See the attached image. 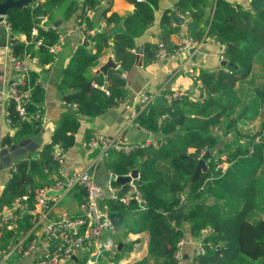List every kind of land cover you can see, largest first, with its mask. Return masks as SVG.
<instances>
[{"label":"trees","instance_id":"1","mask_svg":"<svg viewBox=\"0 0 264 264\" xmlns=\"http://www.w3.org/2000/svg\"><path fill=\"white\" fill-rule=\"evenodd\" d=\"M4 1V0H0ZM67 0H43L39 5L24 8H11L6 19L13 36L11 46L15 56L24 58L35 54L40 65L54 61L50 47L60 40V32L53 25L54 9ZM134 11L122 17L117 13L107 15L110 5L102 12L107 26L122 23L124 30L116 33L111 41V33L106 29L86 35L93 45L91 50L84 42L74 51L69 64L62 70L57 84L64 102L75 106V111L66 115L52 134L51 142L38 150L37 157H23L15 160L11 176L0 195V208H12L15 200L27 196L26 202L33 206L39 188L54 182L60 167L53 157L54 145L68 152L76 145L81 119H93L119 106L127 97V79L124 74L136 63L137 38L154 23L159 0H130ZM102 0H70L64 18L74 19L77 24H85L86 31H94V20L86 9L97 10ZM207 0H178L173 10L164 11L161 23L163 47L160 43L147 42L144 45V64L158 57L166 45V38L179 27H171L172 13L189 16V35L202 43L214 38L225 50L227 70L218 72L202 69L198 79L206 94L202 102L190 98L189 93L167 98L161 95L139 111L134 122L152 133L163 136L147 146H138L130 153L112 151L107 161L110 172L127 176L134 169L140 173L138 188L146 201V209L135 211L136 204L125 207L108 201L109 211L131 213L128 232L147 231L149 234L148 256L134 264H178L179 242L185 232L183 223L188 222L194 236H202L205 251L198 253L195 264H264V220L251 223L248 213L254 207L256 195V174L264 157V142L250 139L251 147L231 149L226 145L229 167H219L221 162L214 159L208 164L201 179L191 182L198 161L204 151L216 148L218 139L212 134L224 117L230 115L236 99L235 84L237 73L246 75L251 71L255 56L264 49V0H251V7L233 4L228 0H216L212 7L209 22L206 18ZM79 12V16L75 14ZM40 16L47 18L48 28L38 26V34H33L35 25L41 22ZM79 21V22H78ZM179 32V31H178ZM24 34L27 42L18 37ZM42 40L39 44L38 41ZM232 43L231 46H228ZM112 47L118 69H110L106 76L98 73L87 76L88 70L98 60L102 52ZM39 72L30 71L25 84L19 86L21 92L30 90L24 102L25 117L20 114L15 100L7 105L8 118L14 129L8 135V146L34 137L42 131V103L45 89ZM194 114L199 118L190 119ZM164 120H166L164 122ZM90 132V131H89ZM91 136V134H90ZM89 136V139H90ZM195 151L191 152L190 149ZM119 185L118 182L115 183ZM79 199L81 195L78 194ZM222 202L221 204L219 202ZM187 203L183 219L170 220L166 213L178 212ZM164 208L165 213L160 209ZM32 216L25 214L15 230H6L0 240L7 247L11 239L21 231H29ZM135 243L126 245L114 260L123 258L133 249Z\"/></svg>","mask_w":264,"mask_h":264},{"label":"crops","instance_id":"2","mask_svg":"<svg viewBox=\"0 0 264 264\" xmlns=\"http://www.w3.org/2000/svg\"><path fill=\"white\" fill-rule=\"evenodd\" d=\"M69 1L67 0L65 4L56 7L52 14L53 25L56 27L55 22L59 23L56 28L60 32V38H62L61 49L54 61L47 65H40L37 62L38 60L35 54L26 57V63L30 71L34 70L40 74L43 88L45 89V99L42 103V131L38 135L24 139L19 143L20 149L18 150L24 152L19 158L37 156L38 150L46 143L51 142L52 134L62 119L75 111V106L63 101L57 87L62 70L69 64L76 48L86 39L77 30V21L74 19L66 20L64 18V12ZM177 1L159 0V8L156 12L154 23L146 29L141 37L136 39V63L130 71L124 74L127 79L126 87L128 91L124 102L96 118L81 119L80 131L76 136V145L65 154V166L69 172L85 168L96 158L98 153L95 154L94 150L88 145L89 136L93 131H99L109 137H119L127 144L151 143L162 138L163 135L161 133L147 131L140 128L134 122V111L138 105V95L141 90L155 93V99H158L161 95L169 98L172 96L169 94L170 92L173 95L177 92H181L182 95L189 93L191 99L202 102L206 94L201 89L198 79L201 70L205 69L207 71L218 72L228 69L229 65H223V59L221 58V54L225 48L214 38H207L192 53L188 50L176 58L157 57L151 63L144 64V45L147 42L159 43L162 40L164 28L161 20L164 11L168 9L173 10ZM207 1L209 4L205 10L207 22H209L212 16V7L216 0ZM228 1L233 4H241L245 8L251 7V0ZM107 4L110 5V10L107 15L117 13L122 17L131 14L135 9V5L130 0H110L109 3L101 4L95 14L89 16L94 20V33L107 28L112 36L110 41V44H112L115 34L122 32L124 27L122 23H113L107 26L106 20L102 15ZM174 26L179 27V32L171 33L166 38V45L175 51L182 42L181 31L188 29L187 21L182 25H178L173 20L171 27ZM20 39L25 41L21 36ZM88 46L91 50H94L91 43H88ZM111 57L116 62L113 49L110 46L102 52L98 60L91 66L87 72V76L92 77L98 73H102L100 72V68ZM189 69H193L194 73L190 74ZM13 74V65L4 39L0 41V157L2 156L1 152L3 150L13 146L6 144L7 136L13 135L14 133L7 113V105L9 102L7 91L13 82ZM104 76L106 75L104 74ZM237 76L238 79L235 84L236 99L233 104V109L229 116L224 117L221 123L213 128L212 134L218 139V144L215 149L211 151L207 150L210 152L211 160L214 159L216 162L221 160L220 164L224 170L229 167L227 161L228 152L224 150L226 145H229L231 149L238 147L247 148L251 146L250 139L253 137L256 138L260 134H262V142H264V49L255 56L251 71L246 75H242L239 72ZM165 91L166 93H164ZM189 118L195 119L199 117L191 114ZM190 151L194 152L195 149L192 148ZM6 153L4 157L8 155ZM205 154L206 151H204L202 158ZM14 162L15 160L12 162V165ZM94 167L92 172L93 179L100 186L105 187L110 173L107 162L105 160H99ZM11 168L12 166H8L0 160V195L11 176ZM78 194L81 195L82 193ZM78 194L75 198L64 199L56 208V216L61 214L70 216L77 215L79 209L78 203L80 201ZM219 203L221 204L222 202L220 201ZM247 220L251 223L264 220V157L256 174L254 207L248 213ZM125 224L121 233L112 232L121 237L118 243H115L114 239L108 236L116 244L117 251L115 253L107 252L99 257L98 264H134L148 256V232H128V224L126 226ZM183 228L185 235L178 250V264H194L199 245L202 241L201 237L206 233L199 237L194 236L188 222L183 223ZM119 243H122L121 249L126 245L135 244L130 252L116 261L114 258L118 255V251L121 250L118 248ZM40 252L34 250L26 256H14L8 259H2L0 260V264H35ZM76 260H78L77 257Z\"/></svg>","mask_w":264,"mask_h":264},{"label":"built area","instance_id":"3","mask_svg":"<svg viewBox=\"0 0 264 264\" xmlns=\"http://www.w3.org/2000/svg\"><path fill=\"white\" fill-rule=\"evenodd\" d=\"M42 1L33 0L32 4L37 6ZM106 2L108 3L110 0H102L101 3L104 4ZM95 12V10L86 9L88 16H92ZM183 17L186 21L190 18L189 16ZM40 18V24L35 25L33 28V34L35 35L38 34V26L48 28L47 18L45 16H40ZM77 30L84 38H86V35L94 33V31H86L84 23L77 24ZM180 34L182 42L178 48L173 53H168L162 48L158 53V57L176 58L191 48L195 49L201 45L200 42L189 35L188 29L181 31ZM20 36L25 40L24 42H27L24 34ZM20 36L18 37L19 39ZM4 39L14 69L13 82L8 88L7 96L9 101H16L20 114L25 117L23 104L29 97L30 90L21 92L19 86L25 84L26 79L30 76V68L26 63V57L21 58L15 56L13 53L11 46L13 36L10 33V24L6 16L0 22V41ZM38 43L41 44L42 40H39ZM159 43L163 47V43L161 41ZM61 45L62 38H60L58 43L50 47L54 58L57 57ZM221 58L226 60L223 53L221 54ZM188 71L190 74L194 73L193 69H189ZM181 95V92L174 94V96ZM155 98V93L141 90L138 95V104L144 108ZM138 112L135 109V116ZM255 142H262V134L256 136ZM148 144V142L127 144L119 137H109L99 131H93L88 145L91 149L98 150V154L85 168L74 172H69L66 169V152L59 145L55 144L52 154L60 167L54 182L37 190L33 206H30L26 202L27 196H23L15 200L12 208H0V240L4 237L6 230L18 229L19 221L25 214L32 216V226L29 231L20 230L19 236L11 239L7 247H2L0 242V255H2V259L14 256H26L37 250L41 252L35 264H98L99 257L107 252L115 253L117 251L116 244L112 238L106 236V232H114L109 218L110 211L108 210L107 202H117L125 207H129L134 203L137 205L135 211L145 210L147 207L146 201L138 188L140 173L138 172L139 176L137 178L131 179L132 192L124 195L120 191L121 185L115 184L119 177L118 175L110 172L108 182L103 187L93 179L92 172L99 160L107 162L110 159L112 151L130 153L138 146H147ZM253 151L254 148L250 146L249 153ZM219 167L222 168L223 166L219 164ZM130 175L131 172L127 176ZM78 193H82L78 203V214L75 216L66 214L56 216V208L61 202L66 198H75ZM58 239H60L59 243L52 250H48V247ZM180 244H182V240L179 242V246ZM204 251V243L201 241L198 253H203ZM74 257H77L78 260H74Z\"/></svg>","mask_w":264,"mask_h":264},{"label":"water","instance_id":"4","mask_svg":"<svg viewBox=\"0 0 264 264\" xmlns=\"http://www.w3.org/2000/svg\"><path fill=\"white\" fill-rule=\"evenodd\" d=\"M32 2H33V0H4V1H0V22L2 21L3 17L7 15L9 9H11V8H24V7L31 5ZM79 14L80 13L77 12L75 14V16L78 17ZM172 18H173L174 22L178 25H182L186 21L185 18L183 16L179 15L176 11H174L172 13ZM58 25H59V23L55 22V26L57 27ZM88 43H89L88 40L84 39V44L88 45ZM231 45H232V43L228 44V46H231ZM194 50H195L194 48H191L190 53L194 52ZM222 64L223 65H229L227 60H223ZM117 68H119V64L117 62H115L114 59L111 57L108 60V62L100 68V72L107 75V73L109 72L110 69H117ZM164 93H166V91ZM165 121L166 120H164V122ZM19 143L14 144L10 148H7L1 152L2 156L0 157V160L4 164H6L8 166H12V162L14 160H17L20 156H22L24 154V152H22L21 150H18V149H20ZM6 150H8L7 153H6ZM5 153L8 154L6 157H4ZM209 162H211L210 152L206 151V154L204 155V157L201 158L196 165L195 171L191 177V182H196V181L201 179L202 173L206 172L208 169V163ZM138 176H139L138 170L134 169L131 172L130 176H119L117 178V182L121 185L120 191L122 194L126 195V194H129L132 192V187L130 185L131 179L137 178ZM188 207H189V204L184 203V204H182V206L178 212L166 213L167 217L170 220L183 219L184 214H185ZM160 211L165 213L164 208H161ZM109 218H110L111 223L113 225V230L115 232L121 233L123 231L124 224L126 222V216L122 212H110ZM59 241H60V239L54 241L48 247V250H52V248L54 246H56L59 243ZM121 247H122V243H119V245H118L119 250L121 249ZM0 260H2V255H0ZM74 260H76V257H74Z\"/></svg>","mask_w":264,"mask_h":264},{"label":"rangeland","instance_id":"5","mask_svg":"<svg viewBox=\"0 0 264 264\" xmlns=\"http://www.w3.org/2000/svg\"><path fill=\"white\" fill-rule=\"evenodd\" d=\"M94 153L97 154V153H98V150H94ZM35 154H36V153H35ZM35 156H36V155H35ZM35 156H33V157H35ZM37 156H38V155H37ZM37 156H36V157H37ZM101 164H102V163H101ZM131 219H132V217H131V213H130V212H127V214H126V222H125L126 224H125V226L131 222ZM106 235H107V236H111V237L114 239L115 243H118L119 240L121 239V237H120L119 235H117V234H113L111 231H108V232L106 233Z\"/></svg>","mask_w":264,"mask_h":264}]
</instances>
